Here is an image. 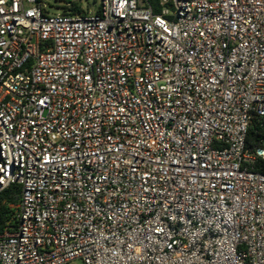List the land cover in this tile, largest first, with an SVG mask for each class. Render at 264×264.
Instances as JSON below:
<instances>
[{
  "label": "built area",
  "instance_id": "2783aa9c",
  "mask_svg": "<svg viewBox=\"0 0 264 264\" xmlns=\"http://www.w3.org/2000/svg\"><path fill=\"white\" fill-rule=\"evenodd\" d=\"M66 8L0 0V264H264V0Z\"/></svg>",
  "mask_w": 264,
  "mask_h": 264
},
{
  "label": "trees",
  "instance_id": "16d2710c",
  "mask_svg": "<svg viewBox=\"0 0 264 264\" xmlns=\"http://www.w3.org/2000/svg\"><path fill=\"white\" fill-rule=\"evenodd\" d=\"M158 0H148V2L155 6V11L158 12L157 8ZM77 10V9H76ZM254 135L253 129L249 133L251 139ZM21 200V186L12 184L8 188L0 192V233H2L8 226V223L12 219L14 214V207L20 203Z\"/></svg>",
  "mask_w": 264,
  "mask_h": 264
},
{
  "label": "rangeland",
  "instance_id": "374dc122",
  "mask_svg": "<svg viewBox=\"0 0 264 264\" xmlns=\"http://www.w3.org/2000/svg\"><path fill=\"white\" fill-rule=\"evenodd\" d=\"M43 7L50 15L62 14L66 8L67 0H40ZM79 9L89 15H94L101 7L102 0H70Z\"/></svg>",
  "mask_w": 264,
  "mask_h": 264
}]
</instances>
